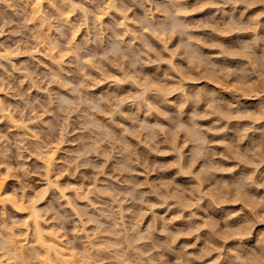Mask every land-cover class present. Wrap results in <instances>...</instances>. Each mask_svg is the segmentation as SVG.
Listing matches in <instances>:
<instances>
[{
  "label": "clouds",
  "instance_id": "1",
  "mask_svg": "<svg viewBox=\"0 0 264 264\" xmlns=\"http://www.w3.org/2000/svg\"><path fill=\"white\" fill-rule=\"evenodd\" d=\"M0 264H264V0H0Z\"/></svg>",
  "mask_w": 264,
  "mask_h": 264
}]
</instances>
